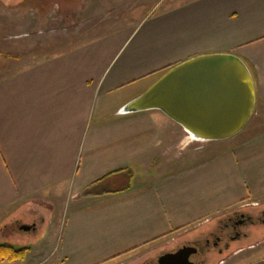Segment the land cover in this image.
Wrapping results in <instances>:
<instances>
[{
    "label": "crops",
    "instance_id": "0c3cea01",
    "mask_svg": "<svg viewBox=\"0 0 264 264\" xmlns=\"http://www.w3.org/2000/svg\"><path fill=\"white\" fill-rule=\"evenodd\" d=\"M141 14L132 31L42 51L16 68L0 37V229L33 202L47 205L59 229L46 244L51 264L119 259L238 205L264 204V0H174ZM215 53L238 56L254 79L255 109L238 134L191 141L160 110L118 113L173 66ZM190 142L219 150L192 162L193 152L171 154ZM126 167L128 190L83 195Z\"/></svg>",
    "mask_w": 264,
    "mask_h": 264
},
{
    "label": "rangeland",
    "instance_id": "374dc122",
    "mask_svg": "<svg viewBox=\"0 0 264 264\" xmlns=\"http://www.w3.org/2000/svg\"><path fill=\"white\" fill-rule=\"evenodd\" d=\"M90 1L92 0H0V37L4 36V40L10 43L8 45L10 52L6 54V57L15 65V67L11 66V70L18 64L37 59L40 57L38 53L42 51L44 55H49L92 39L97 41L104 36L108 39L113 36L112 33H116V30L132 31L138 24L136 20L139 14H157L174 2V0H154V3L149 6L150 4L147 5L142 0H127L126 3L125 0H108L107 3L106 0H94L99 7L102 2L105 3L101 5L100 12L93 13L94 10L89 12L91 8L86 6ZM110 3H112L111 6H109ZM119 4L121 5L116 10L115 7ZM115 15L120 17L129 15L131 21L117 22ZM121 36L125 39L126 35L121 34ZM132 38L133 36L121 53ZM1 40L3 39L0 38V45ZM0 54L3 53L0 51ZM182 150L194 153L190 160L192 162L210 157L219 150V147L205 148L200 143L190 142L173 149L171 154L178 159L183 153ZM33 204L8 217L0 229V243L30 247L24 260L13 261L12 264L52 263L51 257L46 255L50 245L48 243L55 240L59 233L58 228L53 230L56 215L50 212L47 205L42 207L39 203L33 202ZM262 209L264 204L262 206L238 205L129 255L99 264H131L144 256L155 254L162 247L207 233L212 229L214 220L227 212L239 210L250 214L256 220L258 216L260 217L259 213ZM32 224L35 225L30 230L21 228L22 225ZM246 231L248 232L246 237L232 243L227 252L214 256L210 264H264V222L256 220L255 224L249 226Z\"/></svg>",
    "mask_w": 264,
    "mask_h": 264
},
{
    "label": "water",
    "instance_id": "95a60500",
    "mask_svg": "<svg viewBox=\"0 0 264 264\" xmlns=\"http://www.w3.org/2000/svg\"><path fill=\"white\" fill-rule=\"evenodd\" d=\"M255 105V83L247 64L234 54L215 53L173 66L118 113L157 109L180 124L188 140L206 142L238 134ZM34 225L21 228L27 231Z\"/></svg>",
    "mask_w": 264,
    "mask_h": 264
},
{
    "label": "flooded vegetation",
    "instance_id": "af4514ba",
    "mask_svg": "<svg viewBox=\"0 0 264 264\" xmlns=\"http://www.w3.org/2000/svg\"><path fill=\"white\" fill-rule=\"evenodd\" d=\"M259 214L256 220L264 222V209ZM256 220L239 210L227 212L214 220L212 229L207 233L162 247L155 254L131 264H210L214 256L227 252L232 243L246 237V229Z\"/></svg>",
    "mask_w": 264,
    "mask_h": 264
},
{
    "label": "trees",
    "instance_id": "16d2710c",
    "mask_svg": "<svg viewBox=\"0 0 264 264\" xmlns=\"http://www.w3.org/2000/svg\"><path fill=\"white\" fill-rule=\"evenodd\" d=\"M134 172L132 168L126 167L108 173L100 179L92 182L83 190L84 196H99L109 193H118L130 188ZM30 247H16L11 244H0V261L24 260Z\"/></svg>",
    "mask_w": 264,
    "mask_h": 264
}]
</instances>
